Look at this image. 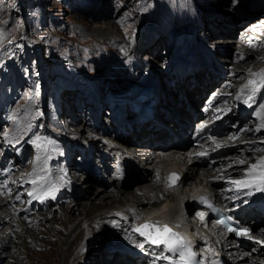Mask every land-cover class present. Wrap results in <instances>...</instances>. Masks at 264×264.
Wrapping results in <instances>:
<instances>
[{
    "label": "bare ground",
    "instance_id": "bare-ground-1",
    "mask_svg": "<svg viewBox=\"0 0 264 264\" xmlns=\"http://www.w3.org/2000/svg\"><path fill=\"white\" fill-rule=\"evenodd\" d=\"M152 3H157L159 6L157 8L152 6L153 8L151 9L148 8V6H145ZM142 8L143 7L140 9ZM183 10L185 9L182 8V11ZM160 12H164L167 16L170 14L169 9L161 6L159 0H144V10L140 17H143L146 14H160ZM181 15V19H178L173 24L174 27H176V24H179L178 22H184L186 21V18H190L183 13H181ZM212 21L209 20L205 23L207 29L212 31L211 34H224L225 31L233 34V30L227 22V26L224 24L225 26L215 27L214 25L216 24ZM81 22L86 28H90V30L96 29V31L100 33V37H103L100 39L106 38L116 41L112 46H115L117 49V58H111L113 61L106 62V65H103L101 68L102 71L106 70L104 74L108 76V79L113 77L110 78V80H112V82L117 81V84H108L109 89L111 86L126 84L125 82L127 81L125 78L127 77L137 79L144 76L139 72L140 70L137 72V70L131 69L134 64H136L137 69H139L142 64L141 61L131 64L128 61L122 60L123 56L132 49H135L133 42L136 38L133 39L132 36L130 37L129 33L126 40V26L122 27V34L119 35L118 33H120V30L118 31L115 25L113 27L112 25L110 26L108 22H104V26L102 23L94 24L88 23L84 20ZM249 23L247 24L255 26V30L248 31L244 28L242 29V34H246V36L248 35L250 41H242L240 38L238 39L237 37L230 36L226 37L225 40H211V42L215 43V48L211 47V45L208 48H211L212 51L222 57H227L221 58L220 60L231 62L234 65L236 63L235 59L239 58V56L244 55L245 58H247L249 54L261 51L259 44L264 41V22H262L261 18ZM197 24L198 26L200 25L199 21ZM120 25L122 26V24ZM247 26L248 25L244 27ZM167 27L168 26H164L163 28L165 29V32ZM185 27L191 29V31L189 30V34H185ZM168 29L170 30L171 28ZM197 30V25L187 22L184 29L177 33L178 38L174 36L170 43L168 42V39L164 45L162 44V48L163 46L166 48L171 45V48H175L174 52H177L178 46L181 47V45H179L180 43L183 44V42H187L189 44V41L197 39L195 37ZM203 37L205 38V36ZM220 41L229 43V47L218 44ZM103 43L106 45V41H102L89 48L91 50L95 48L100 51V45H104ZM230 43L236 44L233 45ZM235 45L238 54L235 58H232L233 51H231V48H233V46L235 47ZM153 48L154 44L149 47L150 52ZM180 51L181 49L179 48V52ZM115 53L113 52L114 55ZM144 56L153 60L157 55L146 54ZM263 57L264 49L261 51L260 56L255 55L247 58L244 62L236 63L235 67L230 70L228 69V71L227 66H224L226 69L223 72H220V74H217L214 71V66V69L210 70L203 67L204 64L208 63L205 58H196L193 60L195 61L193 65L198 64L196 65L198 70H195V67H192L186 71L187 66L184 65L177 67L178 71L173 70L169 74L154 73V76H149V73H146V76H148L147 80L151 77L153 84L146 81L144 82L145 84H143V87L138 88L136 92L125 94L126 91L125 93L122 91L125 95L120 92L121 94L118 96V99L113 97V95H109L110 90L106 89V95H109L107 97L108 105L110 108H115L113 110V113L115 114L114 119L116 117L115 120L111 119L110 121L108 120V122L114 124L113 122L115 121L117 127L118 125H121L119 119L121 122L130 123L132 133L124 135L117 130V127L110 130L108 127L92 124V126L89 125V127L83 126L82 131L77 127L76 129L74 128L75 130H71V127L69 128L70 133H72L71 136H66H68L71 141L77 140L80 142L83 138L88 136L82 133L83 130L91 132L90 127L92 130H97V134L94 135L96 138H91L92 141L87 142V145L90 147V151L92 150V154L98 157L105 174L107 171L109 152L112 151L114 155L117 154L124 158L126 155L135 158L138 163L133 166L135 168H132V174L135 175V179L132 181L131 187L126 189L125 187L130 184H119L116 177L106 174V180L98 178L97 176H91V180L85 183V185L88 186L87 189L84 188L86 192H81V189L79 190L74 187L77 186V184H79L78 182L81 180H78L80 171L66 165H50L47 156H40L43 161L41 162L40 158H38L41 162L40 168L35 169L36 166L34 165L32 170L29 171L26 180L22 182L24 186H28L27 191L30 192L31 187V192L35 189L36 193L40 195L43 194L47 187L55 184L59 189L55 193L56 199L58 196L64 195L66 189L70 191L71 197L68 199H65L64 197L61 198V200L65 199L69 201L62 206L58 205L60 207L58 208V213H55L56 215L54 214L53 216L51 214H46L42 217L41 223H34L32 227L29 226V228L19 226V230H15L13 236L11 233L5 236L8 240L14 237L18 239L13 242L15 244L14 246H16V250L14 249L16 256L21 257L25 255L26 261L30 262L29 264H74L75 261H77L76 264H144L146 263V258L151 259L152 264H167L166 260L162 258L157 259L158 256L165 255L162 247H154L148 243H144L145 239H140L138 234L134 231V229L140 224H143V222L151 221L159 222V224H175L179 231L196 244L203 255L213 259L214 257L219 256V262L224 264H264V243H260V241H264V239L259 235V232L264 231V226L259 228L256 233H253L251 239L248 238L246 240L245 243L248 247L241 243L237 244L231 240L230 235H225L218 227H216L209 217H204L203 215V219H201L200 214H203V212L198 211L195 201V198L199 194L210 193L213 194L223 205L228 206L234 198L238 201V204L237 206L231 205L232 209L235 208L237 212L242 213L248 219H254L253 223L255 224V227L260 225L258 222L259 219L261 220V223L264 222V208L260 205L261 202H264V192L258 193L260 191H257V193H253L254 195H248V192L254 190H238L236 186L230 182L232 180L243 179L249 165L255 163L258 158L264 156V134L257 138L254 137V135L259 132L264 133V129H261L260 131L255 130L261 122V118L264 117V109L258 107L260 111L258 109L256 111L257 116H260L259 121L257 120V117L255 119L251 118L250 112L251 107L256 106L259 102L258 100L264 94V87H261L258 83L256 86L257 91L254 95L251 92V88L245 90L244 98H249L250 95L252 96L250 99V104L252 105L250 107L247 106L248 108L246 107L241 111L240 108L234 106V103L237 100L236 97L238 93L241 92L242 87L245 85L244 83H247L249 79H256L259 81V77L254 76L253 74H258L261 70H264V63L259 62ZM202 68L206 69L207 74L210 75L209 79L207 76L200 73H203ZM239 68L241 69L239 70ZM233 72L235 75H243L246 78L245 81L242 80L243 77L239 80V83L235 82V77L232 74ZM218 75L219 78L217 77ZM124 76H127L124 78L125 82L121 80V77ZM166 76L168 79L169 76H173L175 80L174 89H170L171 91L169 90L168 93L163 90L161 84L165 83ZM216 77L218 79H216ZM157 84L161 86H157ZM191 85L193 86L191 87ZM212 85L215 87L213 89L215 91L209 92L211 94L213 93V95L209 98H205V100L215 108L219 107L218 112H221L228 121L236 119L234 123L238 122L236 128H231V124L227 125L225 128V133L227 134L215 139L216 142L214 141L210 143V145L208 142L205 143L204 147L206 146L208 149H205L203 146L194 148L193 151L209 153V157L214 159L213 163H210L209 161L205 162L204 156H197L192 154V152L188 155V152L186 153L182 151L181 145H183L182 148L187 145V142L184 140V135L180 133L178 134V138L183 137L182 141L162 142L168 138L165 132L166 130L164 131L162 127L160 129H152L154 125L151 122H148L151 126L149 129H147L146 125L140 126L139 129H136L130 122V115L126 116L123 112L124 110H127L130 113L128 104L131 99L138 94V91L153 87L154 92L152 93L158 98V106L160 105L162 107L163 105H166L171 107L172 110L169 111L170 113H163L168 115V125L170 130L178 133L179 129H185V127L188 126V123L182 121L179 118L180 115L178 117L176 115L179 114L180 110L187 112L186 107H195L192 98L193 92L199 93L198 101H201L203 98L201 94L206 92L209 89V86ZM147 86L149 87L147 88ZM133 87L136 86L131 84L130 88ZM190 87L192 89H190ZM126 88L129 89V85H127ZM126 88L121 87V90H125ZM176 88H178L181 95H178V93L175 94ZM228 91H231L230 95L226 94ZM172 101L179 103L180 106H176ZM262 104H264V101ZM242 105L243 102L240 106ZM124 107L128 108L124 109ZM214 107H208V116L210 113H214ZM223 109L227 110L223 111ZM155 115L159 116L158 108L155 109ZM174 116L176 117L177 122L173 119ZM247 118L248 121H244L245 119L247 120ZM137 124L138 123H136V125ZM66 131L68 132V130ZM235 132L240 133V135L233 139ZM89 134L93 135L94 131ZM248 134L250 136L246 137ZM132 137L135 140H133ZM85 140L83 141L86 142ZM156 140H161V142ZM137 141L141 144H137ZM143 143H147V145L145 146ZM217 145L220 146L217 147ZM248 148H254V150L260 148V152L252 151L249 155V157H251L249 161L243 159L241 161H244V163H238L240 160L235 159L238 157L237 154L234 153L240 150L241 155L245 154ZM178 152L180 154L176 155ZM169 171L175 172L179 177L177 183L172 187L167 185L165 178V174ZM33 180H36L37 183L33 184ZM13 187L14 186H12V189L11 187L8 188L9 190L11 189L10 193L0 197V211L2 212L5 211V208H2L3 205H1L2 202H5L7 199L16 202L17 198H19L17 195L15 196ZM227 195L229 197H227ZM49 197L51 196H44V198ZM52 200L53 198L51 197V202ZM252 202L255 203L253 206H251ZM247 205H249V207H247ZM10 206H13V203ZM18 207L23 208V206ZM56 207L57 206L50 205V213V208ZM18 221L19 223L21 221L25 222V220H21L20 218ZM107 223H112V225L107 228ZM24 224L25 223H23V225ZM105 229L111 230L102 234L103 237L100 235L102 239L105 235H110L111 232H117L118 234L121 232L127 242L122 241L118 247L103 246V248H99L97 252L94 251L96 255L82 259V255L90 248V245L94 243V235L97 232H104L103 230ZM23 235L25 239L27 238V240L30 241V243H27L26 240L23 239ZM140 242L144 243V248L139 247ZM19 243H21V247L19 246ZM25 244H30V248L28 249ZM18 248H22L23 252H21V254H19L20 251ZM109 254L111 257H108ZM19 263L17 261H14L13 263L11 262V264Z\"/></svg>",
    "mask_w": 264,
    "mask_h": 264
},
{
    "label": "rangeland",
    "instance_id": "rangeland-1",
    "mask_svg": "<svg viewBox=\"0 0 264 264\" xmlns=\"http://www.w3.org/2000/svg\"><path fill=\"white\" fill-rule=\"evenodd\" d=\"M159 2L161 6L169 9V16L165 15L164 12H160V14H146L140 17L144 10V0H0V197L10 193L12 186H14L15 196L19 197L16 202L7 199L1 203L5 211H0V264H11L14 261L20 262L19 264H29L30 262L26 261L25 255L17 257L14 252L16 246L13 242L18 239L14 237L8 240L5 236L10 233L13 236L14 231L19 230V226L29 228L34 223H41L42 217L46 214L54 216L55 213H58L60 207L58 205H64L69 201L65 199L71 197L68 189L65 190L64 195L58 196L57 199L56 197L53 198L52 202L51 197L43 198L42 201L29 195L31 187L30 192H28V186H24L22 182L26 180L34 165L36 166L35 169L40 168L41 162H43L40 156H47L50 165H66L80 171L78 180H81L74 187L81 189V192H86L84 188L87 189L88 186L85 183L91 180V176L97 175L98 178L104 179L101 163L87 145V142L92 141L91 138H96L94 135L97 134V130H92L90 127L91 132L94 131L93 135L89 134L91 132L83 130L82 133L88 136L78 142L69 139L72 134L69 128L72 127L71 130H75L77 127L82 131L83 126L89 127L92 124L110 127L108 120H111L109 115L112 114V111L107 102L109 95H113L118 99L122 91L129 94L143 87L146 81L153 84L151 77L147 80L146 73H149V76H154V73L169 74L173 70L178 71L177 66L184 65L187 66L186 71L192 67L198 70L196 68L198 64L193 65L195 63L193 60L196 58L210 60V63L218 70L217 62L220 61L223 68L227 66L228 71V69L235 67L236 63L244 62L247 58L255 55L260 56L261 51L264 49V41H262L259 44L261 51L253 52L247 58L244 55L239 56L235 59L236 63L234 65L231 62L220 60L227 57H222L212 51L211 48H208L210 45L215 48V43L211 40H225L226 37L230 36L240 38L242 41H250L248 35L242 34V29L255 30V26L249 25V22H254L257 19L262 18V22H264V0H159ZM140 6L143 8L140 9ZM145 6L151 9L153 7L157 8L159 5L152 3ZM182 8L185 10L182 11ZM181 13L190 18H186L184 22H178L179 24L174 27L173 24L181 19ZM82 20L94 24L102 23L103 26L104 22H108L110 26L115 25L118 31L120 30L119 35L122 34V27L126 26V40L129 33L130 37L136 38L133 42L134 45L132 44L135 49L123 56L122 60L131 64L141 61L142 64L139 69H137L136 64L131 69L137 70V72L140 70L139 72L144 76L137 79L128 78L127 76L121 77L123 82L126 79V84L111 86L112 88L109 89L108 84H117V81L112 82L110 78L113 77L108 79V76L104 74L106 70L102 71L101 68L106 65V62H112L114 58H117V49L112 46L116 41L106 38L100 39L103 38L100 37V33L96 29L86 28L82 24ZM209 20L215 22L217 25H214L215 27L230 24L233 34L227 31L224 34H211L212 31H209L205 26V23ZM187 22L197 25L198 30L195 35L197 39L189 41V44L187 42L180 43L181 47L178 46L177 52H174L175 48H171V45L162 48V44L164 45L168 39L170 43L174 36L177 37V33L184 29ZM246 25L248 26L244 27ZM164 26H168L166 32L163 29ZM185 28V34H189L191 29ZM102 41H106V45L104 43V45H100V51L89 48ZM153 44L155 49L153 48L150 52L149 47ZM218 44L229 47V43L224 41H220ZM230 44L234 45L236 43ZM179 48L181 49L180 52ZM236 50V45L231 48V51H233L232 58H235L238 54ZM113 52H116L115 55ZM146 54L157 55L154 57L156 60H150L144 56ZM259 62L264 63V57ZM173 65H176V67L172 68ZM203 67L210 70L208 64H204ZM204 68H202L203 73H200L209 79L210 75L207 74ZM232 74L235 77L234 81L237 83L244 77L243 75H235L234 72ZM217 77L219 78V75ZM217 77L216 79H218ZM165 78L166 81L162 84L163 90L172 89L171 81L175 82L173 76H169V79L167 76ZM245 79L244 77L242 80L245 81ZM131 84L136 87L130 88ZM127 85H129V89L126 88ZM157 86L161 85L157 84ZM121 87L126 89L121 90ZM214 88L213 85L209 86V89L201 94L202 97L206 95L205 98H209L213 95L209 92H214ZM106 89L110 90L108 96L106 95ZM150 89L153 91V87ZM190 89L192 88L190 87ZM194 93L199 95L198 92L192 94ZM175 94H177V91H175ZM226 94L230 95L231 91ZM263 101L264 94L259 99L258 104L250 109L251 118L255 119L257 117V120H260V116H257L256 111ZM163 106L166 107L163 112L170 113L171 107ZM226 110L223 109V111ZM258 110L260 111V109ZM235 120L229 121L231 128L238 126V122L234 123ZM244 121H248V118ZM118 131L123 133L122 130ZM5 133L8 134L7 137H5ZM263 134L259 132L254 137L257 138ZM248 136L250 135H246V137ZM37 137H39V140H37ZM235 138L233 137V139ZM34 140L36 141L35 144L32 143ZM167 140L168 138L162 142H167ZM48 141L52 143H48ZM156 141L161 142V140ZM36 144H40L41 147H37ZM143 145L146 146L147 143H143ZM258 149L260 148L255 150L254 148H248L247 152L242 155L238 150L234 153L238 157L235 159L249 161L251 159L249 155L252 151L260 152ZM9 187H11L10 190ZM253 190L252 194L257 193L254 188ZM63 197L65 199L61 200ZM12 203L13 206H10ZM50 205L57 206L56 208H50L51 213L49 210ZM18 206H23V208ZM19 218L25 220V222L21 221L19 223ZM258 222L260 225L256 227L255 232L264 226V222L261 223L260 219ZM23 223L25 224L23 225ZM111 225L112 223H107L106 227L108 228ZM110 230L105 229L102 233L97 232L94 235V243L90 245V248L81 258L96 255L94 251L97 252L103 246L118 247L122 241L127 242L121 232L120 234L111 232L110 235H105L102 239V234ZM259 235L264 239V231L259 232ZM23 239H25L24 235ZM25 240L30 243L27 238ZM19 246H22L21 243H19ZM25 246L28 249L30 248V244H25ZM18 250L20 251L19 254L23 252L22 248H18ZM108 257H111V255L109 254ZM76 263L77 261L74 264Z\"/></svg>",
    "mask_w": 264,
    "mask_h": 264
},
{
    "label": "snow or ice",
    "instance_id": "snow-or-ice-1",
    "mask_svg": "<svg viewBox=\"0 0 264 264\" xmlns=\"http://www.w3.org/2000/svg\"><path fill=\"white\" fill-rule=\"evenodd\" d=\"M254 76L259 77V81L256 79H249L247 83L242 87L241 94H245V90L251 88V92L254 95L257 91V84L261 87H264V70H261L260 73L253 74ZM240 97L238 96L237 99ZM252 96H249V99H251ZM245 103H248V100H245ZM261 109H264V104L260 105ZM201 127H204L203 125ZM261 129H264V117L261 118V122L258 124L256 131H260ZM5 137H7V133L4 134ZM37 140H39V137H37ZM32 143H36V141H32ZM48 143H52L51 141H48ZM37 147H41L40 144H36ZM220 145H217L219 147ZM260 150V149H258ZM207 153H198L197 155H206ZM238 163H244V161H239ZM42 179V178H40ZM179 179L178 175L176 173H171L167 177L168 180V186L172 187L175 185V182ZM232 184L236 186V188L239 189H255L256 191L264 192V156L258 158L255 163L249 165L247 172L244 175L243 179L240 180H232L230 181ZM33 184H36L37 181L33 180ZM58 187L55 184L50 185L47 187V189L43 192V194L38 195L35 191L30 192L29 195L32 196L35 199H43L44 196H51L52 198H55V193L58 191ZM248 195H251V192L247 193ZM203 199V198H202ZM201 219H203V214H200ZM221 223H224L221 221ZM135 232H138L140 236L145 237V242L151 245H155L157 247L163 245L164 248L169 253H179V259L173 260L172 257L168 255H162L158 256L157 259H164L171 261V264H191V261L194 257V253L191 251V249L188 247V245L185 243L184 237L177 232H174L168 225H161L159 222H151L147 221L144 224L139 225L136 229H134ZM229 231H236L235 229H229ZM236 234L239 236H248L250 239L252 238L249 235V232L247 230L242 231H236ZM144 243H141L139 245L140 248H144ZM260 243H264V241H260Z\"/></svg>",
    "mask_w": 264,
    "mask_h": 264
}]
</instances>
